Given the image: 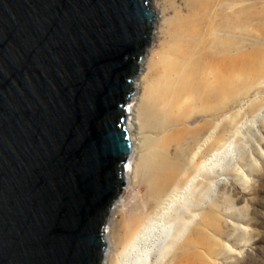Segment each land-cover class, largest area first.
<instances>
[{"label":"water","instance_id":"water-1","mask_svg":"<svg viewBox=\"0 0 264 264\" xmlns=\"http://www.w3.org/2000/svg\"><path fill=\"white\" fill-rule=\"evenodd\" d=\"M151 0H0V264H102Z\"/></svg>","mask_w":264,"mask_h":264},{"label":"rangeland","instance_id":"rangeland-1","mask_svg":"<svg viewBox=\"0 0 264 264\" xmlns=\"http://www.w3.org/2000/svg\"><path fill=\"white\" fill-rule=\"evenodd\" d=\"M192 1L199 0H166L165 22V16L156 9L155 26L158 30L163 22L165 32L157 39L151 37V46L141 61L145 68L139 65L134 80V92L127 108V112L129 107L133 109L132 115H127V128L133 141L127 163H131V169L108 217L102 264L120 263L123 238L132 220L146 217V221L152 222L156 192L161 181L170 178L167 167L185 162L187 169L177 173L178 178L165 190V200L174 191L179 214L198 213L201 204V211L214 212L215 218L208 228L200 227L210 249L202 247L199 260L193 264H264V0H221L218 14L211 18L206 29L203 25L202 32L184 21L194 16L200 23L204 16L203 12L186 10ZM151 5L155 11L153 0ZM227 28L230 34L225 36L223 32ZM224 41L232 55L246 56L244 83L234 84L221 109L214 107L209 112L196 109L199 126L188 133L186 140L171 142V135L181 129L184 133L189 127L185 121L187 113H180L189 100L184 77L187 67L196 66L202 57L220 58L222 47L226 46ZM194 59L196 63H191ZM182 61L186 65L179 78L168 84L170 67L178 68ZM172 85L182 89L178 109L171 107L175 96L167 90ZM151 92L153 97L149 98ZM208 123L213 127L206 129L204 125ZM212 133L216 139L204 144ZM202 144L204 150L198 151ZM214 156L204 171L197 172L205 158L211 160ZM218 161L224 171L234 174L217 176L219 168L213 165ZM193 177L195 181L188 182ZM202 191L201 200L196 201ZM170 215L176 218L178 213ZM196 219L199 220L198 215ZM196 227L192 225L190 229Z\"/></svg>","mask_w":264,"mask_h":264},{"label":"bare ground","instance_id":"bare-ground-1","mask_svg":"<svg viewBox=\"0 0 264 264\" xmlns=\"http://www.w3.org/2000/svg\"><path fill=\"white\" fill-rule=\"evenodd\" d=\"M153 3L156 16L157 10L160 11V13L165 16V22L168 12L166 0H153ZM220 5L221 0L192 1V4H187L186 10L197 14L199 12H203L204 16L203 18H200V23H198L199 18L196 19L194 16L186 17L184 21L189 26H194L202 32L203 25H205L206 29L211 18L218 14V7ZM180 26H183V24H180ZM163 27H165L163 22L161 28H158V30L155 26L154 32L151 36L152 39H157L159 35L164 34L165 30ZM194 27L191 29L193 30ZM207 31H209V29L205 30V36L208 35ZM223 33L226 36L230 34V31L227 28ZM223 43H225L226 46L222 47L220 58L212 59L210 57H202V62H197L196 66L191 65L187 67L184 77L186 80L185 91H187L186 94H188L189 100L186 103V106L180 110V113L184 111L187 113L185 121H187L186 124H188L189 127L184 129V133L181 129L177 133L171 135V142L178 139L186 140L188 133L193 128L199 126V123L197 122L198 118H196L197 115H195L196 109L198 112L201 110L209 112L212 111L214 107L216 109H221L231 96L234 84L244 83L245 78L247 77L246 56L244 54L232 55L227 42L224 41ZM153 56L154 51L151 52V57ZM191 63H196V59L192 60ZM185 65L186 64L182 61V64L178 68L170 67V74L167 75L168 84H172L173 81L175 82V79L179 78ZM140 68H145L144 61L140 64ZM163 68L165 69L166 66L164 65ZM181 90V88L174 87L173 85L169 90H167L172 92L175 96L171 104V107L174 109H178L180 107L178 102L182 94ZM148 96L149 98H152V92L149 93ZM132 110L133 109L129 107L127 115L131 116ZM204 127L209 129L213 126L211 123H208L207 125H204ZM127 130L128 132H131L130 128H127ZM201 132L202 131L199 130V134H201ZM214 139H216V135L212 133L204 141L201 140L199 142L201 143L203 141L204 144H208L213 142ZM204 144L198 148V151L204 150ZM197 155L201 154L198 152ZM201 157L203 158V154ZM214 158L215 156L211 158V160L205 158L206 160L199 164L200 168L197 169V172L204 171V168L208 165V163L212 162ZM185 163H179L176 166L171 165L167 167L170 178L166 181H161L162 185L156 192V199L153 207L154 217L152 222H150L149 219L146 221V217L134 218L132 220V226L125 231L119 264H193L199 260L202 247L207 250L210 249L207 239L204 240V231L201 230V228H208V225H210L215 219L214 212H205L204 210L201 211V204H199L197 209V211H199L198 213H188L187 211L179 214L175 208L176 200L174 199L176 196H174V193L176 192L174 191H172L171 194H168L167 199L165 200V190L172 185L176 178H178L177 173L179 171L183 172L187 169V163ZM214 166L219 168L217 176H223L229 173V170L224 171V167L219 161L215 163L213 167ZM130 169L131 163L124 169V180L125 178H128ZM233 172L234 171L229 173V175L234 174ZM195 179L196 177H193L188 180V182L195 181ZM219 181L221 180H218V183L220 184ZM187 186L188 185H186V187ZM199 187L201 189L202 185H199ZM179 188L180 187H178V189ZM187 190H189V187ZM196 195L197 194L195 193V196ZM202 196L203 191L201 194L199 193L197 195L196 201L201 200ZM114 209L115 208L112 210L114 211ZM173 209L175 211H173ZM175 213H178V215H175L176 218L170 215H174ZM187 214H189V216ZM197 215L199 220L196 219ZM192 225H196L198 227L190 229ZM188 231L189 233L186 236ZM105 234L106 233H104V239L108 237ZM184 235L185 238L183 239ZM155 258H158L157 261L152 263L151 259L154 260Z\"/></svg>","mask_w":264,"mask_h":264}]
</instances>
